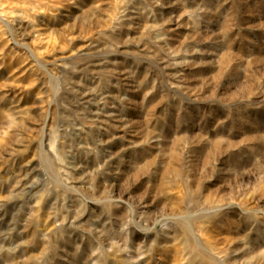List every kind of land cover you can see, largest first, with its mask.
<instances>
[{"label":"rangeland","instance_id":"374dc122","mask_svg":"<svg viewBox=\"0 0 264 264\" xmlns=\"http://www.w3.org/2000/svg\"><path fill=\"white\" fill-rule=\"evenodd\" d=\"M0 264H264V0H0Z\"/></svg>","mask_w":264,"mask_h":264}]
</instances>
